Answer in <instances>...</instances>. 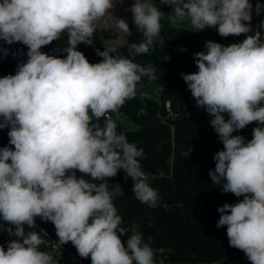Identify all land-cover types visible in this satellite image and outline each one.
Listing matches in <instances>:
<instances>
[{
  "label": "clouds",
  "instance_id": "obj_1",
  "mask_svg": "<svg viewBox=\"0 0 264 264\" xmlns=\"http://www.w3.org/2000/svg\"><path fill=\"white\" fill-rule=\"evenodd\" d=\"M160 3L172 12L166 15L153 0H134L130 11L143 39L129 44L127 55L116 47L97 49L102 60L90 63L77 45L94 43L97 24L114 0H0V41L28 49L15 75L0 78V129H10L14 146L0 148V218L14 226L6 231L16 237L6 250L0 246V264H58L40 250V233L26 231L36 217L54 224L56 247L71 242L91 264H155L151 237L145 242L134 232L127 246L121 240L129 230L121 226L113 201L124 192L108 179L124 169L142 204L157 207L160 196L141 167L144 150L117 131L110 114L135 98L142 78L157 79L152 64L132 58L154 47L164 17L171 23L187 20L195 31L216 28L221 37L248 34L229 46L206 41V51L193 57L198 71L181 76L223 144L208 175L222 192L243 196L217 209L216 227L226 226L229 246L251 264H264V34L252 32L253 6L249 0ZM261 7L256 5L257 14ZM112 28L130 34L122 18L115 17ZM65 33V58L41 51ZM253 122L258 126L251 140L233 135ZM77 171L91 180L78 178Z\"/></svg>",
  "mask_w": 264,
  "mask_h": 264
},
{
  "label": "trees",
  "instance_id": "obj_2",
  "mask_svg": "<svg viewBox=\"0 0 264 264\" xmlns=\"http://www.w3.org/2000/svg\"><path fill=\"white\" fill-rule=\"evenodd\" d=\"M153 2L166 15L172 12L171 6L161 4L160 0ZM249 2L253 6L250 22L252 32L259 30L264 34V28L261 27L264 24V0ZM257 4L262 6L259 14L255 10ZM128 24L130 34L126 42L116 47L124 55H127L129 44L139 43L143 39L134 23ZM246 35L248 34L221 37L216 28L185 32L164 17L161 19L160 36L154 47L149 53L132 58L142 66L152 64L157 69V79L150 81L147 77L142 78L137 85L135 98L126 101L118 114L110 115L117 122V131L144 150L141 167L147 174L150 185L158 190V206L149 207L135 198L132 192L134 181L123 169L115 177L109 178L108 183L110 187L119 184L124 192V195L113 201L123 220L121 226L129 230L121 235L122 242L127 246V239L134 232L142 233L145 242L151 237L155 264H251L243 251L229 246L226 226L216 227L220 217L217 209L225 203L235 204L243 196L236 197L232 193L222 192L221 186L213 184L208 175L209 170L215 168L213 157L223 150V144L210 124L212 117L196 106L181 76V73L198 71L193 57L197 52L206 51V41L229 46L242 42ZM93 41L92 45L78 44L77 50L90 63H99L102 57L97 55L96 50L104 51L108 47L102 41L98 26ZM67 42L68 36L65 33L59 40L42 46L41 51L65 58L67 53L63 49ZM0 48L8 51L6 56L0 51V78L15 75L18 65L27 61V46L19 42L9 45L0 41ZM152 83H156L161 89L159 98L143 94ZM228 118L225 114V119ZM124 120L133 122L135 128L124 126ZM257 126L253 122L233 135H242L247 141ZM9 130L8 127L0 129V148H14L9 144ZM76 175L78 178L91 180L90 176L78 171ZM0 224H3L0 246L6 250L8 242L16 239L6 229L12 227L14 230V226L3 222L2 218ZM25 228L26 231L38 233L41 228L58 239L54 224L45 222L40 217L35 218L33 229H28L27 226ZM64 246L78 254L71 242ZM42 251L50 252L44 249ZM82 259L91 264L90 256Z\"/></svg>",
  "mask_w": 264,
  "mask_h": 264
},
{
  "label": "rangeland",
  "instance_id": "obj_3",
  "mask_svg": "<svg viewBox=\"0 0 264 264\" xmlns=\"http://www.w3.org/2000/svg\"><path fill=\"white\" fill-rule=\"evenodd\" d=\"M134 0H114L115 7L110 10V14L106 15L98 24V29L102 38L103 43L108 47H117L124 44L129 36L123 33H118L113 30L112 25L115 22V17L124 19L127 23L133 22L132 13L130 11ZM176 28L185 31L192 32L195 31L192 29L190 23L185 20L182 22L172 23ZM201 31V30H200ZM264 40V36H262ZM160 88L156 83H152L151 86L145 91L143 94H147L148 96H154L155 98L160 97ZM124 126L128 128H135V124L131 121L124 120ZM219 138V137H218ZM252 135H250L247 139L251 140Z\"/></svg>",
  "mask_w": 264,
  "mask_h": 264
},
{
  "label": "built area",
  "instance_id": "obj_4",
  "mask_svg": "<svg viewBox=\"0 0 264 264\" xmlns=\"http://www.w3.org/2000/svg\"><path fill=\"white\" fill-rule=\"evenodd\" d=\"M168 112H170L169 105L167 106ZM40 235L44 243L40 246V250H48L56 257L58 264H88L77 253L69 250L64 245L56 247L58 239L51 235L49 232L39 228Z\"/></svg>",
  "mask_w": 264,
  "mask_h": 264
},
{
  "label": "water",
  "instance_id": "obj_5",
  "mask_svg": "<svg viewBox=\"0 0 264 264\" xmlns=\"http://www.w3.org/2000/svg\"><path fill=\"white\" fill-rule=\"evenodd\" d=\"M165 116H166V114H165ZM124 170V169H123ZM125 171V170H124ZM147 175V174H146Z\"/></svg>",
  "mask_w": 264,
  "mask_h": 264
}]
</instances>
